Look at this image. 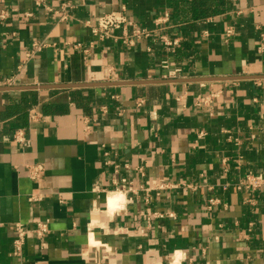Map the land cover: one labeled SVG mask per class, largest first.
<instances>
[{
	"label": "crops",
	"instance_id": "crops-1",
	"mask_svg": "<svg viewBox=\"0 0 264 264\" xmlns=\"http://www.w3.org/2000/svg\"><path fill=\"white\" fill-rule=\"evenodd\" d=\"M123 10L149 30L170 11L175 52L160 31L134 47L121 31L94 34ZM1 11L0 86L26 89L0 92V264H264V186L239 188L264 181V0H0ZM35 42L47 46L26 61ZM164 60L181 79L220 80L156 83ZM107 82L133 84L47 88ZM78 90L88 110L72 102ZM211 93V109L195 105ZM17 130L30 147L12 141Z\"/></svg>",
	"mask_w": 264,
	"mask_h": 264
},
{
	"label": "built area",
	"instance_id": "built-area-1",
	"mask_svg": "<svg viewBox=\"0 0 264 264\" xmlns=\"http://www.w3.org/2000/svg\"><path fill=\"white\" fill-rule=\"evenodd\" d=\"M40 3L42 0H38ZM49 12H55V13H61L62 11L55 10L52 7H47ZM9 14L6 11L0 12V21H5L8 18ZM27 19H31L33 16L31 13L25 14ZM66 16L64 15L62 17V20H65ZM170 19L171 14L170 11H166L164 15L159 17L155 22V29L149 30L147 28L139 27L136 25L134 21H132L128 15L125 13V10L121 12H111L109 14L103 15L98 18L97 25L93 27V32L95 35H97L101 39H109L115 37V31H121V36L118 38L120 39L126 46L128 47H134L139 41L145 38L151 37V34L157 33V32H164L160 39L164 42L166 51L173 53L175 52L176 48L180 44V40L178 38L172 39L167 34V30L170 28ZM87 25H91L89 22ZM234 30L232 27L228 28L226 30V37L227 39L233 37ZM47 44L45 42H35L33 43L32 47L27 51L26 53V61L33 58L38 52H40L44 47H46ZM93 46L91 45L88 48H85L83 43H77L74 46L75 50H78L80 52H83L85 56L89 55L90 48ZM153 50L151 48H148V52H152ZM25 61V62H26ZM162 68L166 71L163 79L169 80V79H181L185 78L183 77V70L180 68L171 69L170 63L167 60H164L162 62ZM11 81H8V85H11ZM218 97V93H211L208 95H199L196 99L195 105L197 107H206V108H212L214 100ZM144 101H140L139 106L143 105ZM44 118V115L35 109H33L29 114V119L32 122H38L41 121ZM12 141L14 143H21L25 147L31 146V141L26 138L25 133L23 130H17L12 135ZM27 169L29 171L30 178L34 180H38L41 178L43 173V166L39 164H33L28 165ZM264 186V181L259 177L255 175H247L242 183L240 184L239 188H245L247 190L255 191L259 188ZM159 189H163L164 186L160 185L158 186ZM39 197L36 195H32L30 197V200H38ZM217 204L216 200H211V205L215 206ZM14 229L16 231V239L14 241L15 246V255L20 256L23 253L24 246L26 243V235H27V227H25L23 224H15ZM50 227H49V221H40L37 222L34 228V232L39 236L42 237L43 235L49 233Z\"/></svg>",
	"mask_w": 264,
	"mask_h": 264
},
{
	"label": "water",
	"instance_id": "water-1",
	"mask_svg": "<svg viewBox=\"0 0 264 264\" xmlns=\"http://www.w3.org/2000/svg\"><path fill=\"white\" fill-rule=\"evenodd\" d=\"M252 77H233L230 79L233 80H242V79H250ZM220 80L218 78H199V79H172V80H165L162 79L160 81H154L156 83H182V82H192V81H198V82H210ZM151 82V83H154ZM126 84H133L131 82H107V83H92V84H68V85H54L47 88H60V89H78V88H90V87H116V86H122ZM26 88L23 87H12V86H0V92H7V91H21L25 90ZM31 89H45V87H32Z\"/></svg>",
	"mask_w": 264,
	"mask_h": 264
},
{
	"label": "trees",
	"instance_id": "trees-1",
	"mask_svg": "<svg viewBox=\"0 0 264 264\" xmlns=\"http://www.w3.org/2000/svg\"><path fill=\"white\" fill-rule=\"evenodd\" d=\"M71 100L74 104H76L77 107L83 108L84 110H88L89 108L88 98L83 94L81 90L73 92ZM48 109H49L48 106H44L43 113L48 114L50 112V110Z\"/></svg>",
	"mask_w": 264,
	"mask_h": 264
},
{
	"label": "bare ground",
	"instance_id": "bare-ground-1",
	"mask_svg": "<svg viewBox=\"0 0 264 264\" xmlns=\"http://www.w3.org/2000/svg\"><path fill=\"white\" fill-rule=\"evenodd\" d=\"M118 196V195H117ZM119 198H122V197H119ZM112 199V198H111ZM119 202H120V200H119ZM111 203V202H110ZM111 207V206H110Z\"/></svg>",
	"mask_w": 264,
	"mask_h": 264
},
{
	"label": "clouds",
	"instance_id": "clouds-1",
	"mask_svg": "<svg viewBox=\"0 0 264 264\" xmlns=\"http://www.w3.org/2000/svg\"><path fill=\"white\" fill-rule=\"evenodd\" d=\"M179 255V254H178Z\"/></svg>",
	"mask_w": 264,
	"mask_h": 264
}]
</instances>
